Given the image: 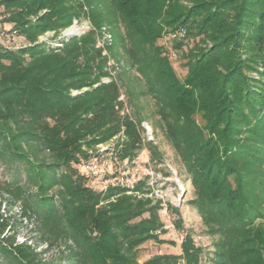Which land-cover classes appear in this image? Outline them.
<instances>
[{
  "label": "trees",
  "instance_id": "obj_1",
  "mask_svg": "<svg viewBox=\"0 0 264 264\" xmlns=\"http://www.w3.org/2000/svg\"><path fill=\"white\" fill-rule=\"evenodd\" d=\"M0 8L2 30L11 23L7 31L28 42L0 44V164L25 167L30 181L0 179V264H58L44 256L51 247L59 264H201L205 249L189 231L180 254L141 262L149 240L177 245L161 237L163 200L145 196L142 184L98 191V178L81 171L85 148L122 131L123 157L144 146L107 67L104 48L117 57L118 45L155 102L206 232L218 236L215 263L264 264V0H0ZM82 18L94 28L58 47L39 40ZM117 24L123 33L111 30L116 41L100 45L102 27ZM180 28L188 32L176 48L198 39L182 56L183 78L159 44ZM7 204L32 222L33 239L17 241Z\"/></svg>",
  "mask_w": 264,
  "mask_h": 264
},
{
  "label": "rangeland",
  "instance_id": "obj_2",
  "mask_svg": "<svg viewBox=\"0 0 264 264\" xmlns=\"http://www.w3.org/2000/svg\"><path fill=\"white\" fill-rule=\"evenodd\" d=\"M2 17V9L0 8V22ZM4 26L6 29L2 30V25L0 23V44L9 46L2 36V32H7L11 27V23L7 22ZM72 28H77V31L72 32ZM93 28L94 25L89 19L82 18L79 21L74 20L73 24L60 31V34L56 35L54 31H48L41 35L39 40L47 42L49 46L58 47L61 44V39L64 37L81 35ZM111 30L119 35L123 33V25L117 24L111 27L103 26L102 32L105 36L100 40V45L105 46L108 44V46H110L116 41L117 38ZM11 31L12 30L8 32ZM16 32L18 33L19 31L16 30ZM170 32L172 31L167 32L165 37L159 40V44H162L163 47L168 50L173 67L177 74L183 78L187 72V67L184 65L186 59L182 56L189 48L198 42V39L189 38L184 42L182 48L178 49L175 47L176 42L174 40L182 38H173L169 35ZM108 34H111V37H108ZM26 44H28V42L25 36L16 34L13 39V44L11 45L22 47ZM201 44L205 46L211 45L210 42H203ZM114 50L117 53V57L111 56L108 47L104 48V53L110 55V57H108L109 62L107 67L111 72L110 76L118 79L120 83V99L124 103V112L130 114L137 122H140L144 146L138 150L137 156L133 158L123 157V146L128 138L122 131L105 143H99L98 145L85 148V152L88 154L87 159L93 158L94 156L99 157L101 155L112 157L114 162L111 165V173L108 176L109 180L113 179L116 172L124 169L126 166L125 161L128 160L130 174L133 179V185L129 189L133 190L137 185L142 184L144 185L143 190L145 196L163 200L164 208L160 210V216L165 224V232L161 234V237L167 240H176L177 245L158 243L154 240H149L139 249V260L141 262L155 254H180L181 241L185 232L189 231L192 233L195 242L205 249L201 264H216L213 258L215 250L214 246L218 236H212L206 232V227L203 224L202 218L195 205L191 202L195 196L194 188L190 182L188 174L185 172L186 168L184 167L183 162L180 160L171 142L165 136L159 125L160 119L155 112V102L146 92L147 88L145 81L134 68L127 65L121 45H118V48H115ZM173 52L177 54L176 57H171ZM253 74L257 76V73ZM111 77H105L104 80L108 81ZM78 92L79 91H74L75 94ZM147 126H150L152 129V134L148 131ZM152 149L154 150L153 152ZM82 165H80L81 171L84 172ZM0 179L18 180L21 183H26L27 187L30 182L25 167L20 170H15L4 164H0ZM90 183L92 184L93 182ZM94 185L96 186L95 189L98 191H104V186H107L106 189L108 187L120 186L113 184L112 182L104 185L101 180H99V184ZM55 190L56 189L52 190V192H55ZM0 198H3L1 193ZM167 204L177 207L178 211L167 210ZM6 213L8 216H12L11 220L13 223L11 224L13 227L11 228V231L14 230L17 235V241L21 242L27 238L33 239L36 236L32 222L20 217L17 206L9 208L7 204ZM179 217L182 218L183 230H179L176 227V222L179 220ZM258 222L264 221L259 220ZM33 242H38V250L47 248L45 243L39 242L36 238ZM49 249L50 250L44 254L45 258L50 262L59 264V250L56 247H51Z\"/></svg>",
  "mask_w": 264,
  "mask_h": 264
},
{
  "label": "built area",
  "instance_id": "obj_3",
  "mask_svg": "<svg viewBox=\"0 0 264 264\" xmlns=\"http://www.w3.org/2000/svg\"><path fill=\"white\" fill-rule=\"evenodd\" d=\"M187 32L188 31L186 28H180L170 32L169 35L173 38H184L187 36ZM16 34H18L16 30H12L11 32H2V36L4 37L5 41L9 44V46H7L8 48L17 47L11 45L13 44V39ZM108 37H111V34H108ZM176 55L177 54L173 52L171 54V57H176ZM147 128L148 131L152 134V129L150 128V126H147ZM113 162V158L110 156H94L93 158H89L88 160H86L83 163L82 168L85 174L98 178L104 185L112 182L116 185L131 188L133 185V179L130 174L128 160L125 161L126 166L124 167V169L116 172V175L113 177L112 180L108 179V176L111 173V165ZM106 187L107 186H104V189H106Z\"/></svg>",
  "mask_w": 264,
  "mask_h": 264
},
{
  "label": "bare ground",
  "instance_id": "obj_4",
  "mask_svg": "<svg viewBox=\"0 0 264 264\" xmlns=\"http://www.w3.org/2000/svg\"><path fill=\"white\" fill-rule=\"evenodd\" d=\"M71 31H72V32H73V31H77V28H76V29H75V28H72Z\"/></svg>",
  "mask_w": 264,
  "mask_h": 264
}]
</instances>
